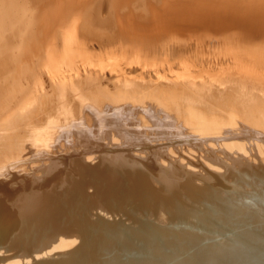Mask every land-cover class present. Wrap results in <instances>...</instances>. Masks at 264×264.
<instances>
[{"label":"bare ground","instance_id":"obj_1","mask_svg":"<svg viewBox=\"0 0 264 264\" xmlns=\"http://www.w3.org/2000/svg\"><path fill=\"white\" fill-rule=\"evenodd\" d=\"M228 170H264V0H0V264L172 226Z\"/></svg>","mask_w":264,"mask_h":264},{"label":"water","instance_id":"obj_2","mask_svg":"<svg viewBox=\"0 0 264 264\" xmlns=\"http://www.w3.org/2000/svg\"><path fill=\"white\" fill-rule=\"evenodd\" d=\"M200 195L208 201L200 208L179 201L169 227L70 220L79 245L36 264H264V170H228Z\"/></svg>","mask_w":264,"mask_h":264}]
</instances>
